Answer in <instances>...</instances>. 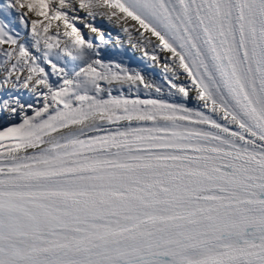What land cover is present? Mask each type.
I'll return each instance as SVG.
<instances>
[{
  "label": "snow or ice",
  "instance_id": "6c2138e0",
  "mask_svg": "<svg viewBox=\"0 0 264 264\" xmlns=\"http://www.w3.org/2000/svg\"><path fill=\"white\" fill-rule=\"evenodd\" d=\"M0 264H264V0H0Z\"/></svg>",
  "mask_w": 264,
  "mask_h": 264
}]
</instances>
